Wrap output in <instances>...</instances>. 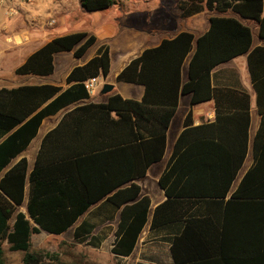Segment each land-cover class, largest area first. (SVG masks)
Segmentation results:
<instances>
[{
  "label": "trees",
  "instance_id": "trees-1",
  "mask_svg": "<svg viewBox=\"0 0 264 264\" xmlns=\"http://www.w3.org/2000/svg\"><path fill=\"white\" fill-rule=\"evenodd\" d=\"M118 1L80 0V4L92 13L108 10ZM180 8L183 18L205 9L216 11V15L210 19L206 33L182 32L173 40H164L159 47L132 60L118 75L117 82L146 87L141 101L113 94L106 103L79 105L90 99L84 83L94 77L106 78L110 73L108 46H103L87 64L72 69L67 78L70 87L65 90L53 85L0 89V174L4 173L0 179V264H7L6 242L11 252L24 253V264H43V253L32 249L33 236L42 231L54 236L65 233L105 198L120 209L111 252L116 257L131 256L149 221L151 207L149 196L141 195L136 181L164 157L167 132L180 96L191 95L192 105H196L212 99L219 104L221 95L236 94L246 102L250 117L249 95L214 89L211 82L214 68L249 54L250 72L261 104L264 71H257L256 59L264 48H252L254 31L245 20L257 22L264 39V0H183ZM96 41L97 37L88 32L56 37L32 54L16 74L51 75L55 54L73 51L76 58H81ZM190 55L188 80L184 82L183 67ZM161 68L168 77L174 68V86L169 85L157 97L156 70ZM62 110V120L46 136L43 147L55 144L59 150L62 142L67 151H40L32 172L25 157L10 167L37 136L43 120ZM261 114L253 165L230 194L248 151H199L204 143V126L189 127V113V128L179 138L160 178L168 200L156 208L151 222L152 229L185 223L183 232L172 241L174 264H264V112ZM89 125L95 129L91 140L78 136L79 129ZM189 135L194 136L186 140ZM188 142L191 146L181 151ZM113 157L115 165L111 166ZM27 187L29 200L24 213L19 208L25 204ZM228 196L226 215L236 211L238 203L246 207L243 236L236 241L222 231L220 221L191 215L205 203L220 213ZM224 228L227 230V220ZM92 230V225L82 223L74 233L75 241L96 247Z\"/></svg>",
  "mask_w": 264,
  "mask_h": 264
},
{
  "label": "crops",
  "instance_id": "crops-1",
  "mask_svg": "<svg viewBox=\"0 0 264 264\" xmlns=\"http://www.w3.org/2000/svg\"><path fill=\"white\" fill-rule=\"evenodd\" d=\"M183 0H144L141 6V25L140 30L133 34L131 38L125 37L123 46L115 49L111 43L112 38L116 36L117 25L116 19L112 21L111 16L108 20H103V15L97 14L94 21V27L104 23L99 29L89 31L90 29H81L80 26H70L66 19H60L58 27L48 29L42 34L26 32L15 36L19 45L14 47L17 52L12 54L14 63L13 72H9L6 76L4 70L5 54L0 52V89H14L25 85H53L61 87L63 90L70 87L67 84V78L77 66L87 64L92 58L98 55L99 50L103 46H108L111 52V70L108 77L100 76L103 83L97 87L93 93H89L90 99L84 100L79 105L89 103L101 104L108 101V97L113 94H120L125 99L141 101L145 96L146 87L132 83L117 82L118 75L130 64V62L141 56L146 50L159 47L164 40H173L182 32H191L196 35L206 33L210 28V19L215 16L216 11L205 9L201 13L194 14L188 18L182 17V9L180 4ZM80 2V0H79ZM81 6V4H80ZM115 5L114 7H116ZM82 7V6H81ZM114 7L105 10L109 11ZM83 9V8H82ZM51 11H54L51 8ZM92 12V13H99ZM232 14H228L230 16ZM240 18V16L233 14ZM242 19V18H241ZM245 22L254 31L253 49L257 47L264 48V39L259 35V24L252 20ZM20 28V27H19ZM17 28V29H19ZM75 32H88L97 37L96 44L93 45L86 54L81 58H76L74 52H59L54 56V72L51 75H17L16 70L22 66L26 60L49 43L56 37H61ZM96 47V49H94ZM94 49L92 52H90ZM90 52V54H88ZM18 54V55H16ZM88 55V56H87ZM191 55L186 60L183 67V81L188 80V70ZM257 71H264V51H261L256 59ZM161 69H157V77L159 80L155 83L157 97L163 95V91L167 90L169 85L174 86V68L168 77L161 73ZM112 78L107 80L111 73ZM165 76V77H164ZM211 82L214 89L233 90L245 93L250 96V110L247 115L246 102L236 94L227 93L221 95L219 104L212 99L196 105H192L191 95H182L179 99L177 112L170 124L167 132V143L164 157L161 161L151 165L147 174L137 180V184L141 187V195L149 196L151 207L149 211V221L145 226L136 248L131 256L115 257L118 261L125 264H174L171 252L172 241L174 237L180 235L184 228V222H176L167 226L152 229L151 222L156 208L168 200L165 191L160 185V178L166 172L168 164L176 149L177 142L181 135L189 128L204 126L202 136L204 143L199 151H248L247 158L232 185L230 194L235 192L239 187L244 175L251 168L254 162V153L256 138L258 136L262 124V111L264 112V99L261 104L258 102V93L254 86L252 75L249 67V54L240 55L226 63H223L212 70ZM105 84L114 85V90L109 94H103L102 89ZM119 84L124 85L122 89H118ZM263 88L264 94V85ZM191 113L192 124L187 127L186 119ZM65 111L62 110L58 114L45 118L39 129L37 136L31 141L28 148L21 156H19L10 167L15 165L21 158L25 157L28 161L29 172H32L40 151H67L65 145L62 144L60 149H56L54 145L43 147L46 136L57 128L62 120ZM114 118H116L114 116ZM72 132L68 131L67 135ZM78 136L82 138L88 137L90 140L94 136L95 129L92 125L79 129ZM199 133L197 136H200ZM194 135H189L186 140H190ZM188 142L181 151H185L191 146ZM92 145V144H90ZM115 165V157L113 164ZM4 173L0 174V179ZM230 199L228 196L223 200L220 213L211 210L213 205L205 203L201 209L199 206L191 215L197 218L211 217L215 221H220L221 229L233 241L243 236V220L246 214V207L243 203H238L236 211L225 213V203ZM29 200V187L26 190V200L24 206L20 207V211L26 213V205ZM201 205V204H200ZM204 205V204H203ZM200 209V210H198ZM177 214V213H174ZM120 220V209L116 208L107 201V198L94 204L86 213H84L78 221L65 233L54 236L42 231L47 237L63 238L71 236L74 239L76 229L84 222L93 226L91 236H94L96 247L101 249L108 247L110 251L117 235L118 223ZM225 220H227V230L224 228ZM75 241V239H74ZM76 242V241H75ZM79 243V242H77ZM90 246L86 243H80ZM112 253V252H111Z\"/></svg>",
  "mask_w": 264,
  "mask_h": 264
},
{
  "label": "rangeland",
  "instance_id": "rangeland-1",
  "mask_svg": "<svg viewBox=\"0 0 264 264\" xmlns=\"http://www.w3.org/2000/svg\"><path fill=\"white\" fill-rule=\"evenodd\" d=\"M143 2L144 0H119L117 6L109 11L88 13L82 9L79 0H0V52L7 55L4 62L6 76L13 72L16 63L12 54L17 52L14 47L19 45V42L15 36L25 31L42 34L48 29L58 27L60 19H66L72 27L80 26L81 29L95 31L104 24H98L96 27L93 25L96 15L101 14L103 22L108 20V16H111L112 21L116 19L117 33L111 43L115 49H119L123 46L125 37L131 38L140 30ZM51 8L54 11H51ZM13 10L16 15H9ZM51 21L55 23L51 24ZM112 74L113 71L107 80L112 78ZM103 81L99 80L100 85ZM123 86L119 84L118 89ZM32 241V249L43 253V264H125L118 261L108 247L95 249L75 242L71 236L55 238L41 234L34 235ZM4 249L7 264H24L23 252H11L7 242Z\"/></svg>",
  "mask_w": 264,
  "mask_h": 264
},
{
  "label": "built area",
  "instance_id": "built-area-1",
  "mask_svg": "<svg viewBox=\"0 0 264 264\" xmlns=\"http://www.w3.org/2000/svg\"><path fill=\"white\" fill-rule=\"evenodd\" d=\"M30 1H33V0H30ZM8 14L12 15V16L16 15V11H14V10L10 11ZM54 23H55V21H51V24H54ZM99 80H101L100 77H94V78H91L88 81H86L84 83L86 90L89 93H93L97 89V87L100 85Z\"/></svg>",
  "mask_w": 264,
  "mask_h": 264
},
{
  "label": "water",
  "instance_id": "water-1",
  "mask_svg": "<svg viewBox=\"0 0 264 264\" xmlns=\"http://www.w3.org/2000/svg\"><path fill=\"white\" fill-rule=\"evenodd\" d=\"M114 90V85L111 84H105L102 89L103 94H109Z\"/></svg>",
  "mask_w": 264,
  "mask_h": 264
}]
</instances>
